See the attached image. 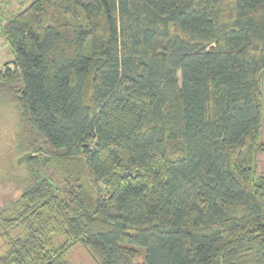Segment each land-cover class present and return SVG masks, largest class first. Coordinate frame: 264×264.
<instances>
[{
    "label": "trees",
    "instance_id": "trees-1",
    "mask_svg": "<svg viewBox=\"0 0 264 264\" xmlns=\"http://www.w3.org/2000/svg\"><path fill=\"white\" fill-rule=\"evenodd\" d=\"M1 33L31 156L0 264H264V0H31Z\"/></svg>",
    "mask_w": 264,
    "mask_h": 264
},
{
    "label": "rangeland",
    "instance_id": "rangeland-1",
    "mask_svg": "<svg viewBox=\"0 0 264 264\" xmlns=\"http://www.w3.org/2000/svg\"><path fill=\"white\" fill-rule=\"evenodd\" d=\"M31 0H0V71L6 63H11L14 59L13 53L8 45L4 42L1 28L10 17L27 7ZM16 115L13 109L0 104V204L8 196L17 197L19 190L15 189L13 177L21 175L22 170L15 165L20 157H17L14 149V135L16 128ZM264 140V131L262 135ZM22 157V156H21ZM23 163V162H22ZM20 163V164H22ZM18 164V163H17ZM257 171L264 176V153L258 152L255 160ZM23 169V168H22ZM10 192V193H9ZM11 194V195H8ZM4 241L0 246L4 245ZM76 260L86 262L88 259L82 257L79 253L75 256Z\"/></svg>",
    "mask_w": 264,
    "mask_h": 264
},
{
    "label": "water",
    "instance_id": "water-1",
    "mask_svg": "<svg viewBox=\"0 0 264 264\" xmlns=\"http://www.w3.org/2000/svg\"><path fill=\"white\" fill-rule=\"evenodd\" d=\"M31 154H24L22 157H20L17 161L18 164H20L22 161H24L26 158H29Z\"/></svg>",
    "mask_w": 264,
    "mask_h": 264
}]
</instances>
